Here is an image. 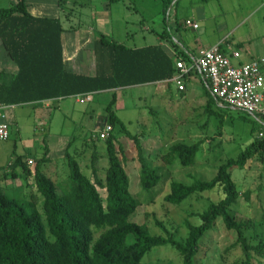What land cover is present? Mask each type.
Wrapping results in <instances>:
<instances>
[{"label":"trees","instance_id":"16d2710c","mask_svg":"<svg viewBox=\"0 0 264 264\" xmlns=\"http://www.w3.org/2000/svg\"><path fill=\"white\" fill-rule=\"evenodd\" d=\"M164 1L168 11L174 0ZM67 31L60 19L34 17L28 11L27 0H17L9 8H0V39L19 69L11 83L0 85V104L25 105L115 91L105 108L107 122L103 125L112 126L111 135L106 140L109 167L105 178H100V157L96 150L91 162L92 178L68 151L69 181L59 187L44 170L52 161L48 147L37 161L34 172L22 156L15 157L7 170L15 179L22 174L33 176L37 194L28 197L23 187L8 191L10 194L0 186V264H151L145 262V257L160 247L176 250L183 257L182 264H202L201 259L197 260L203 249L202 240L216 227L220 218L228 231L237 233L236 245L244 254L243 260L237 264H264V237L249 234L255 231V222L238 220L231 210L241 196L232 170H244L250 160L258 155L264 156V138H259L261 124L257 121V138L237 158L223 163L211 181L193 178L190 185L171 182L170 192L164 200L175 206L209 191L218 190L223 194L218 202L193 214L200 219L199 225L186 222V240H179L176 233L158 220L157 226L165 235H152L146 224L130 219L141 203L130 190V178L114 135L116 127L121 126L135 143L144 190L159 185L162 168L149 163L140 135L131 134L119 118L117 90L170 83L178 72L177 60L171 58L161 45L133 49L101 36L94 44L96 74H73L67 71L64 62L62 37ZM186 57L183 55L182 59ZM205 89L208 100L204 110L209 115L221 117L222 127L221 112L230 108H220L208 88ZM100 130L92 136V142L102 141ZM203 143V140L193 144L176 142L168 147L161 159L169 168L178 163L183 167L192 166ZM99 189L106 191L105 198ZM255 239L257 243L253 242Z\"/></svg>","mask_w":264,"mask_h":264},{"label":"rangeland","instance_id":"374dc122","mask_svg":"<svg viewBox=\"0 0 264 264\" xmlns=\"http://www.w3.org/2000/svg\"><path fill=\"white\" fill-rule=\"evenodd\" d=\"M88 1L82 0L83 3ZM102 1L107 4L110 0H100L99 4L96 1L94 7L105 11V17L100 15L98 24L106 31L111 27L123 36L128 33L139 35L137 38L145 33L148 34L150 43H156L151 42L154 35L146 31L144 26L158 29L159 32L168 28V24L164 25L162 21V0H119L112 4L111 16L110 10L106 11V5ZM175 1L167 10H173ZM190 1L193 0H184L183 3ZM12 5L13 0H0V8H9ZM81 11L85 12L87 19L78 20L77 17L71 25L77 26L80 21L82 26L91 24V17L88 19L86 16L89 14L87 8L84 7ZM103 19H107L110 26ZM173 40L175 41L174 38ZM127 42L131 46L134 43L132 40ZM199 91L204 95L202 88ZM163 93L164 90L155 86L120 89L117 91L116 105V112L128 131L133 135H140L149 163L162 168V180L158 186L149 191L142 188L141 165L134 141L123 132L121 126L116 127L114 135L119 155L130 178L131 193L141 203L130 218L131 221L146 224L152 235H165L163 229L157 226L158 220L172 233H176L179 240L185 241L188 235L186 222L199 225L200 219L193 217V214L204 211L211 203L218 202L223 194L218 190L209 191L175 206L164 200L170 192L171 182L190 185L193 178L211 181L223 163L230 158H237L257 138L259 124L251 115L230 108L221 112L224 125L220 127L222 118L209 115L200 108V101L193 98L192 91L187 92L186 98L178 93L177 88L173 98ZM112 97L113 93H107L84 99V103H77L72 99L61 110L47 111V115L46 111L36 112L31 107L18 108L17 121L11 122V137L8 140L0 139V168L5 170L0 173V186L7 192L23 187L28 197L37 194L33 176L22 174L15 179L7 168L17 156L32 161L40 160L46 147L50 150L52 161L44 170L59 187L67 185L69 181L66 158L68 151L81 163L84 172L93 178L91 162L97 150L100 157L99 176L104 179L109 167L106 141L92 142L91 138L107 122L105 108ZM51 113L54 115L53 126L48 123ZM50 127L53 129L51 135L47 134ZM200 140L204 143L194 165L183 167L178 163L169 168L162 161L161 155L172 144L181 141L193 144ZM36 164L37 162H33L32 165L36 167ZM232 175L241 191L238 203L231 208L232 213L238 220L255 222V231L249 233L250 235L264 237V156L258 155L250 160L244 170L234 168ZM99 190L105 198L106 191ZM59 193H62L61 188ZM41 207L40 204L39 208ZM237 239V233L228 231L220 218L216 227L202 240L204 250L202 249L197 260L201 259L202 264H237V261L244 258L241 248L236 245ZM253 242L257 243L258 240ZM144 260L151 264L183 263V257L171 247L155 248Z\"/></svg>","mask_w":264,"mask_h":264},{"label":"crops","instance_id":"0c3cea01","mask_svg":"<svg viewBox=\"0 0 264 264\" xmlns=\"http://www.w3.org/2000/svg\"><path fill=\"white\" fill-rule=\"evenodd\" d=\"M96 1L97 4L100 3V0H89L87 3H83L82 0H27L28 11L34 17L60 19L64 27L69 30L63 34L62 41L64 62L67 71L70 73L88 76L96 74L94 44L101 36H106L133 49L161 45L174 60L182 59L183 55L187 56L186 59L193 60L199 55L201 50L215 46H220L222 52L231 59L235 66L251 63L264 57V0H193L185 4L183 3L184 0H176L173 10L168 11H166L165 1L162 0V21L164 25L168 24V28L163 32H159L157 31L158 29L144 26L146 31L154 35V40L151 42L156 43H150L149 36L145 33L141 34V38H137L139 35H130L128 33L123 36L119 31L111 27L106 31L104 27L98 24L100 15L105 17L106 14L105 11L94 7ZM117 1L119 0H110L107 4L102 1L106 5V11L110 10V16L113 13L111 11L112 4ZM13 2L16 4L17 0H13ZM84 7L89 12L86 16H88V19L91 17V24L82 26L80 21L77 26L71 25L77 17H79L78 20L80 18L87 19L85 12L81 11ZM188 19L198 24L199 29L195 30L191 27H186L184 22ZM103 20L110 26V22L107 19ZM128 40L129 42L131 40L134 42L132 46L129 45ZM235 53H238L239 57H235ZM18 72V66L7 54L6 48L0 39V85L3 82L11 83L18 75ZM185 84L186 92L178 91V93L186 98L187 92L192 91L193 98L200 101L199 106L204 109L208 100L205 88L208 87L200 75L195 72L192 73L190 77L186 78ZM142 86L160 88L164 90L163 95L170 98H173L175 88H177L173 81L127 88H139ZM199 88L204 90V95L199 91ZM114 92L110 90L94 93L92 98ZM80 96L82 95L25 105H6L9 107L8 116L9 120H11L10 123L17 121L18 113L16 110L18 108L31 107L36 112L42 113L46 111L45 114L47 115V111L61 110L69 100L75 99L77 103H80ZM53 117L54 115L51 113L48 122L51 126H53ZM52 130L51 127L48 128L47 134L51 135ZM49 157L51 158L50 153ZM25 160L29 163L31 159ZM33 162L37 161L34 160ZM30 168L33 172L35 171L34 165L30 166ZM3 171L5 170L1 172ZM18 172H20L19 169Z\"/></svg>","mask_w":264,"mask_h":264},{"label":"built area","instance_id":"2783aa9c","mask_svg":"<svg viewBox=\"0 0 264 264\" xmlns=\"http://www.w3.org/2000/svg\"><path fill=\"white\" fill-rule=\"evenodd\" d=\"M186 27L195 30L199 25L188 19ZM239 57L238 53L234 54ZM178 70L172 80L179 92L186 91V78L198 73L205 82L210 94L220 108H231L251 115L262 126L259 138H264V57L251 63L235 66L231 59L222 52L220 46L201 50L193 60L179 59ZM91 99L92 94L80 96V102ZM9 107L0 104V139L11 137V123L8 116ZM112 132V126L105 125L100 131V139L106 141ZM33 161H29L32 165Z\"/></svg>","mask_w":264,"mask_h":264}]
</instances>
